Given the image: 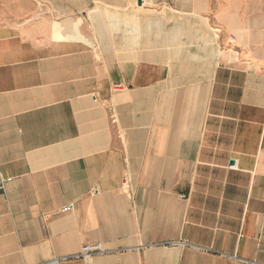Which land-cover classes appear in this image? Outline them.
Returning <instances> with one entry per match:
<instances>
[{
	"label": "crops",
	"instance_id": "obj_1",
	"mask_svg": "<svg viewBox=\"0 0 264 264\" xmlns=\"http://www.w3.org/2000/svg\"><path fill=\"white\" fill-rule=\"evenodd\" d=\"M0 174V264H264V0H0Z\"/></svg>",
	"mask_w": 264,
	"mask_h": 264
},
{
	"label": "built area",
	"instance_id": "obj_2",
	"mask_svg": "<svg viewBox=\"0 0 264 264\" xmlns=\"http://www.w3.org/2000/svg\"><path fill=\"white\" fill-rule=\"evenodd\" d=\"M10 179L7 177H4L0 174V191H2L6 185V183ZM107 252L106 249L101 244H86L82 247V252L79 256L82 257H91L96 254H101ZM43 264H58V259H53L50 261H47Z\"/></svg>",
	"mask_w": 264,
	"mask_h": 264
},
{
	"label": "water",
	"instance_id": "obj_3",
	"mask_svg": "<svg viewBox=\"0 0 264 264\" xmlns=\"http://www.w3.org/2000/svg\"><path fill=\"white\" fill-rule=\"evenodd\" d=\"M139 4H141V0H139Z\"/></svg>",
	"mask_w": 264,
	"mask_h": 264
}]
</instances>
